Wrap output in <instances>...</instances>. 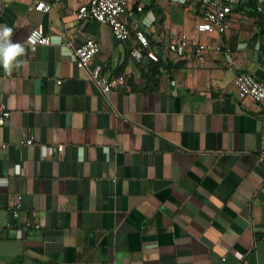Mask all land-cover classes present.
Wrapping results in <instances>:
<instances>
[{
	"label": "crops",
	"instance_id": "obj_1",
	"mask_svg": "<svg viewBox=\"0 0 264 264\" xmlns=\"http://www.w3.org/2000/svg\"><path fill=\"white\" fill-rule=\"evenodd\" d=\"M37 1L0 0V31L24 48L10 71L0 63V106L11 112L0 134V264H264V112L235 85L241 72L264 80L259 0H234L225 33L199 31L202 0H131L126 40L77 19L86 0H45L47 12ZM38 25L54 42L32 50ZM139 28L158 61L133 56ZM181 33L230 47L231 58L178 57L169 43ZM88 38L100 52L79 68L72 52ZM98 66L126 81L102 93L89 72ZM17 195L16 224L36 211L39 229L6 226Z\"/></svg>",
	"mask_w": 264,
	"mask_h": 264
},
{
	"label": "built area",
	"instance_id": "obj_2",
	"mask_svg": "<svg viewBox=\"0 0 264 264\" xmlns=\"http://www.w3.org/2000/svg\"><path fill=\"white\" fill-rule=\"evenodd\" d=\"M61 0H55L54 4ZM186 2L187 0H179ZM131 0H86L75 11L76 18L80 21L96 20L98 22L111 26L116 38L126 40L131 36L132 30L125 16L131 13L129 9ZM234 0H202L203 14L198 24L201 32L207 33H225L231 27L230 15L233 12ZM264 0H259V4L255 12L263 11ZM53 3L45 0L35 2L33 8L40 11H49ZM139 11L143 10V6H138ZM135 36L138 45L134 47L132 54L137 61H142L145 57L158 61L160 57L152 50L151 42L147 32L142 29L135 30ZM54 42L51 35L45 32L42 25L35 27L27 36V44L32 50H36L39 46L50 45ZM169 50L178 57H184L191 52L197 59L205 60L207 55L212 51H223L231 58L232 49L224 48L221 44L214 42H191L190 37L186 33H181L176 39L169 43ZM100 52V44L92 39H86L81 45L77 46L72 52V58L79 68H88L93 58ZM90 76L98 85L102 93L107 94L113 89L119 87L126 81L123 74H107L101 67L89 69ZM235 85L240 98L252 97L261 103L264 112V80L257 79L249 72H241L235 78ZM11 112L4 106H0V134L2 128L10 117ZM35 139L33 136L23 140L21 143L32 145ZM8 143L0 141V148H7ZM62 145L53 148V150H61ZM24 208L23 195H17L10 205L12 219L6 223L9 228L17 227L18 231L30 229H39L40 223L35 221L36 211L32 212L31 218L23 223L16 224L21 217ZM1 211V201H0ZM1 227V226H0Z\"/></svg>",
	"mask_w": 264,
	"mask_h": 264
},
{
	"label": "clouds",
	"instance_id": "obj_3",
	"mask_svg": "<svg viewBox=\"0 0 264 264\" xmlns=\"http://www.w3.org/2000/svg\"><path fill=\"white\" fill-rule=\"evenodd\" d=\"M11 35L12 29L7 26L0 31V63L5 71H10L16 58L24 53V48L20 43L12 42Z\"/></svg>",
	"mask_w": 264,
	"mask_h": 264
},
{
	"label": "trees",
	"instance_id": "obj_4",
	"mask_svg": "<svg viewBox=\"0 0 264 264\" xmlns=\"http://www.w3.org/2000/svg\"><path fill=\"white\" fill-rule=\"evenodd\" d=\"M263 19H264L263 16H260V20H261V21H264Z\"/></svg>",
	"mask_w": 264,
	"mask_h": 264
}]
</instances>
